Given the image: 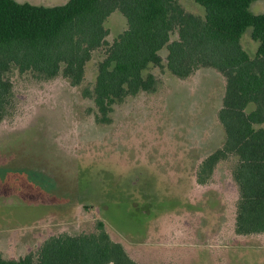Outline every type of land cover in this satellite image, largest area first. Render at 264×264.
<instances>
[{"label": "rangeland", "instance_id": "rangeland-1", "mask_svg": "<svg viewBox=\"0 0 264 264\" xmlns=\"http://www.w3.org/2000/svg\"><path fill=\"white\" fill-rule=\"evenodd\" d=\"M104 26L111 44L126 21L116 12ZM249 41L243 47L254 54ZM105 48L93 53L80 87L60 77L11 79L14 107L0 124V256L22 258L49 237L91 232L98 220L139 264H264V234L234 233L237 191L227 164L208 184L195 181L200 162L225 140L216 118L223 78L199 70L181 81L164 69L156 93L127 98L100 124L81 93L92 88Z\"/></svg>", "mask_w": 264, "mask_h": 264}, {"label": "trees", "instance_id": "trees-1", "mask_svg": "<svg viewBox=\"0 0 264 264\" xmlns=\"http://www.w3.org/2000/svg\"><path fill=\"white\" fill-rule=\"evenodd\" d=\"M190 1L204 10V18L177 0H67L52 7L0 0V124L14 107V76L60 77L80 87L86 64L104 46L95 82L81 93L100 124H110L113 108L127 98L156 93L164 69L181 81L199 70L215 71L224 80L216 118L225 140L200 162L195 181L208 184L226 163L237 191L235 235L264 234V13L251 11L260 0ZM115 11L126 29L107 44L104 25ZM247 28L258 43L253 58L241 46ZM149 66L159 75L143 77ZM0 264L139 263L97 220L91 232L49 237L22 258L0 256Z\"/></svg>", "mask_w": 264, "mask_h": 264}, {"label": "crops", "instance_id": "crops-1", "mask_svg": "<svg viewBox=\"0 0 264 264\" xmlns=\"http://www.w3.org/2000/svg\"><path fill=\"white\" fill-rule=\"evenodd\" d=\"M261 1V2H260ZM260 1H258V2H255V3H253L252 5H251V11L254 13V14H262V13H264V0H260ZM263 4V5H262ZM186 11V10H185ZM117 11H115V12H113L109 17H108V19L112 16V15H114L115 13H116ZM188 13H191V12H188ZM191 14H193V15H195V16H199V17H201V18H204V15H205V13H204V10L203 11H198L196 14L195 13H191ZM116 16V15H115ZM107 19V20H108ZM126 29V28H125ZM124 31V30H123ZM251 32H252V29L251 28H247L246 29V31L244 32V34L242 35V37H241V46H242V48L244 49V47H243V42H244V39H245V37H247L248 38V40H251V38H250V35H251ZM252 41V40H251ZM251 41H249L250 42V44H251ZM253 42H255V41H252V44H253ZM255 43H257V42H255ZM252 44H251V47L250 48H252V50H253V47H252ZM257 47H258V43H257ZM245 50V49H244ZM256 50H257V48H256ZM256 50H255V52H256ZM163 51H165V57H166V55H167V52H166V50H161V52L160 53H162ZM246 51V50H245ZM255 52H254V54H252V53H247V51H246V53L248 54V56L250 57V58H253L254 57V55H255ZM161 56V55H160ZM164 57V58H165ZM162 58V57H161ZM199 71H197L196 73H198ZM215 72V71H214ZM220 109V108H219Z\"/></svg>", "mask_w": 264, "mask_h": 264}]
</instances>
